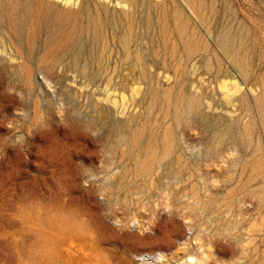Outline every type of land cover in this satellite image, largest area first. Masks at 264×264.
<instances>
[{"label": "rangeland", "instance_id": "374dc122", "mask_svg": "<svg viewBox=\"0 0 264 264\" xmlns=\"http://www.w3.org/2000/svg\"><path fill=\"white\" fill-rule=\"evenodd\" d=\"M65 1L0 0V264H264V0Z\"/></svg>", "mask_w": 264, "mask_h": 264}, {"label": "bare ground", "instance_id": "6f19581e", "mask_svg": "<svg viewBox=\"0 0 264 264\" xmlns=\"http://www.w3.org/2000/svg\"><path fill=\"white\" fill-rule=\"evenodd\" d=\"M115 1V0H114ZM118 3H124L125 5H127L128 6V8L130 7L129 6V0H116ZM66 3H64V4H66V5H68V6H66V9L67 10H70V7H69V4L68 3H71V0H66L65 1ZM49 4V6L50 7H53V8H55V7H60V5L58 4V3H56V2H49L48 3ZM130 4H131V2H130ZM124 5V6H125ZM130 10V9H129Z\"/></svg>", "mask_w": 264, "mask_h": 264}]
</instances>
